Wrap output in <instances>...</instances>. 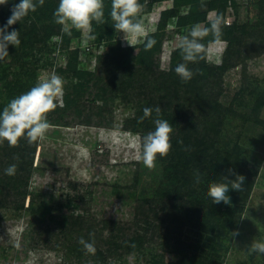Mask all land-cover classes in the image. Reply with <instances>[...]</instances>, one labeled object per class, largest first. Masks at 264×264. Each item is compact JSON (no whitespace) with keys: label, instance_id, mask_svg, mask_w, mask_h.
I'll return each instance as SVG.
<instances>
[{"label":"trees","instance_id":"1","mask_svg":"<svg viewBox=\"0 0 264 264\" xmlns=\"http://www.w3.org/2000/svg\"><path fill=\"white\" fill-rule=\"evenodd\" d=\"M218 2L207 0L201 8L193 7L186 13L171 8L163 16L178 17L182 24L188 25L205 22L206 27L210 28L208 12L217 9ZM257 2L264 5V0ZM18 3L20 0H8L6 5H10L9 10H5L6 5H0V27L6 24L11 8ZM58 4L59 0H45L43 6L37 4L36 11L30 12L31 18L24 17L8 29L9 32L19 30L21 41L18 47L8 46L9 56L14 65L21 67L29 77L35 76L38 59L30 62L25 56V49L32 42L36 45L43 42L41 31L46 33L51 29L55 35L60 33L62 25L55 23L53 16ZM204 5L206 7L202 10ZM104 6L106 20L100 24L99 40L106 38L108 33H116L110 22L111 0H104ZM223 7L227 8V4ZM262 9L261 12H264V8ZM139 18L142 19L141 16ZM245 26V23L236 24L234 32L225 34V39L221 38L227 45L220 65L208 62L207 43L214 37L211 34L206 36L201 41L205 45L201 54L203 58L197 63H188L189 69L194 72L200 69L202 74H195L187 83H182L175 73L176 66L184 62L181 49L175 51L170 67L162 68L154 52L149 54L148 51L146 54L151 56V61L146 56H139L138 59L144 57V61L139 63L133 56L134 48H122L119 45L109 55L99 56L100 64L95 73H92L77 68V45L81 34L69 38V48L72 50L66 69L69 78L76 82L91 76L106 78L104 84L111 97L117 98L118 93H121V101L131 103L136 108L134 116L125 121L126 130L143 136L154 131V120L157 118L154 109L157 106L161 108L159 118L167 120L173 128L171 151L167 157L157 156L167 173L166 182L153 188L150 194L139 197L132 205V214L128 219H97L82 209L85 207L81 202H85L86 189H83V193L79 190L74 197L68 194V199L74 201V211L69 214L66 222L56 220L52 224L47 219V212L58 195L32 189L34 156L39 141L29 144L26 138H21L15 147H10L4 141L0 144V209L30 213V222L34 227L27 237L28 246L35 250L52 244L55 251L64 252V259L71 262L77 260L76 263L79 264H127L128 257L132 255L140 260V264H228L222 260V240L229 236L232 230L230 228L234 230L238 218L242 216L262 166L261 159L257 158L253 162L248 159L241 134L228 136L227 130L231 128L233 118L238 113L233 103L225 105L221 101L224 95L222 78L230 69L241 65L243 83L252 85L257 82L254 79L250 81L247 77L248 59L264 54V22L258 21L243 31ZM157 36L154 33L151 38L157 39ZM126 51L130 54L128 58ZM8 57L0 61V65L7 62ZM110 71L111 76H106ZM249 86L246 85L245 88ZM253 91L255 90H251V93ZM78 100L79 105L73 110L68 92L65 104L56 107L62 113L55 109L47 117L61 113L57 116V125H62L59 122L64 121V114L68 112L72 113L73 118L78 117L77 111L86 105V101ZM92 100L97 98L93 97L89 101ZM146 107L152 108L153 114L140 122ZM99 109L98 113L93 109L88 116L78 117L81 119L80 123L94 125L92 114H95L97 123H103L106 108ZM63 123L68 125L69 122L65 120ZM181 140L183 144L178 143ZM185 148L189 150L185 151ZM12 164L16 165V174L6 175L5 169ZM194 164L201 168V182L196 185L192 182L188 194L184 195L181 173L183 170L189 171ZM228 169L245 177L243 189L239 192L229 191L230 205L223 202L214 204L207 195L209 185L213 182H226L222 179L223 176H228L229 180L235 179L228 174ZM28 197L30 202L26 206ZM50 218L55 221L53 213ZM89 233H94V237H90ZM81 237L86 241L94 239L95 254L87 253L78 243ZM87 261L89 262L86 263Z\"/></svg>","mask_w":264,"mask_h":264},{"label":"rangeland","instance_id":"2","mask_svg":"<svg viewBox=\"0 0 264 264\" xmlns=\"http://www.w3.org/2000/svg\"><path fill=\"white\" fill-rule=\"evenodd\" d=\"M139 1L142 5L139 16L144 22L147 37L141 38L134 47L130 46L123 39V33L119 32L113 35L108 33L106 38L99 40L101 26L100 23L93 21L90 33L75 28L71 29V34L62 29L56 35L51 29L46 33L41 31L43 42L39 45L32 42L25 49V56L30 62L38 59V67L33 77H29L27 73L24 74L21 67H16L10 56L7 62L0 65V112L12 99L34 87L39 78L53 72L64 80V94L61 100L57 101L58 106L65 104L66 94L69 92L73 110L79 105L78 98L82 102L86 101V105L80 107L76 113L80 118L88 116L93 109L95 113H98L99 107L106 108V115L102 117V119L106 118L102 121L103 123H97L95 114H92L94 125L80 123L81 119L73 118L70 112L64 114L63 122L68 121V125H63L65 124L63 122H59L62 125H57L55 124L58 123L57 116L62 113L58 109L56 110L61 112L59 115L53 114L50 118L47 117L51 128L37 146L32 189L61 196L52 201L51 209L47 212V219L52 224H55L56 220L61 223L66 222L69 214L74 211V201L68 199V194L74 197L79 190L83 193V189H86L85 202H81V205L85 207L82 209L93 214L97 219H128L132 214V205L139 197L150 194L153 188L166 182L167 173L158 159L156 168L152 170L137 159L139 154L137 140L143 135L126 130L124 127L125 121L132 118L136 112L133 104L122 102L121 93H118L117 98L111 97L108 87L104 84L106 78L91 76L76 82L72 81L66 73L72 52L69 48V38L78 33L81 34V40L77 45L79 51L77 68L95 73L100 64L99 56L109 55L119 45L122 48H134L132 53L136 61L139 63L144 61V57L139 59L138 57L148 54V51L145 52L144 45L147 39H154L151 38L154 33L158 36L149 54L154 52L160 67H170L175 51L180 49L182 38L187 36L196 24L206 27L205 22L182 24L178 17H164L163 13L171 8H176L180 13H186L193 7L201 8L207 0ZM218 1L217 9L208 12L209 21L217 15L223 19L220 42L216 43L212 38L207 43V59L211 65L222 63L227 42L221 38L225 39L223 37L225 34H231L230 32L236 29V24H247L242 29L245 31L258 21L264 22V12H261L264 5L257 2L258 0ZM225 4L227 8L223 7ZM5 7V10H9L10 5ZM205 7L204 5L202 10ZM31 17L32 14L29 12L25 18ZM104 20H106L105 17ZM226 20H229L231 24H227ZM180 23L181 26L178 25ZM129 55L126 51L127 58ZM146 57L148 61H151V56ZM124 62L127 63L126 59ZM248 66V79L257 80L252 85L243 83L241 65L227 71L221 82L224 88L221 101L225 105L233 103L238 113L237 117L233 118L231 128L227 130L228 133H225L229 137L241 134L250 162L257 158L262 162L260 174L247 206L242 216L238 218L234 230L230 228L231 232L238 231L239 235L233 238L230 233L222 240V260L223 263L228 264H264V256L249 255L247 250V246L253 239L264 240V54L248 59ZM111 73L110 71L106 76H111ZM246 85L250 86L245 88ZM251 90L255 91L251 93ZM93 97L97 100L89 101ZM80 147L87 149V157L81 154ZM201 172L197 164H194L187 172L182 171L184 195L188 194L192 182L196 185L195 177L196 175L201 177ZM29 202L28 197L26 206ZM23 213L0 209V264H79L76 263L77 260L71 262L64 259V252L55 251L52 244L50 247L40 246V249L35 250L28 246L27 237L34 226L30 222V213ZM51 213L55 221L50 218ZM127 264H140V260L132 255L128 257Z\"/></svg>","mask_w":264,"mask_h":264},{"label":"clouds","instance_id":"3","mask_svg":"<svg viewBox=\"0 0 264 264\" xmlns=\"http://www.w3.org/2000/svg\"><path fill=\"white\" fill-rule=\"evenodd\" d=\"M44 2L45 0H20V3L13 5L6 24L0 27V61L9 56V45L18 47L21 42L19 30L13 29L9 32L8 29L26 17L29 12H35L37 4L43 6ZM7 3L8 0H0V5ZM104 7V0H59L53 16L55 23L62 25V30L68 34H71L72 28L90 33L93 21L100 24L105 23ZM141 9L142 5L139 0H111L110 17L114 22L113 27L116 32L123 33V39L133 47L141 38L147 37L144 22L139 18ZM222 23V17L217 15L211 21L210 28L196 24L191 28L189 34L182 38L180 49L184 62L179 63L175 68V73L180 77L182 83L192 80L195 74H202L200 69H196L195 72L189 69L188 63H197L203 58L201 54L205 50V45L201 41L209 34L214 37L216 43L220 42ZM155 44V39H147L144 46L145 51H150ZM63 94L64 80L53 72L39 78L37 84L29 91L12 99L0 112V144L7 141L10 147H15L21 138H26L29 144L43 140L51 128L47 114L56 109L57 101L61 100ZM154 111L157 117L154 120L155 130L137 140L139 147L137 159L150 170L156 168L157 156L167 157L172 149L170 140L173 128L167 120L159 118L161 114L159 106ZM152 114V108H144L140 122L151 117ZM178 143L183 144V141H178ZM184 150L188 151L189 149L185 148ZM80 152L87 157V149L80 147ZM16 170V165L12 164L5 169V174L13 176L16 174ZM227 172L235 179L229 180L228 176H223L222 179L226 182H213L209 185L207 195L214 204L223 202L230 205L229 191L239 192L243 189L245 177L235 173L232 169H228ZM200 182V175H196L195 183L199 184ZM231 233L233 238L239 235L238 231ZM89 236L94 237V233H89ZM78 243L87 253L95 254L94 239L86 241L81 237ZM247 250L249 255L264 256V240L253 239L247 246Z\"/></svg>","mask_w":264,"mask_h":264},{"label":"built area","instance_id":"4","mask_svg":"<svg viewBox=\"0 0 264 264\" xmlns=\"http://www.w3.org/2000/svg\"><path fill=\"white\" fill-rule=\"evenodd\" d=\"M226 23H227V24H231L229 20H226Z\"/></svg>","mask_w":264,"mask_h":264}]
</instances>
